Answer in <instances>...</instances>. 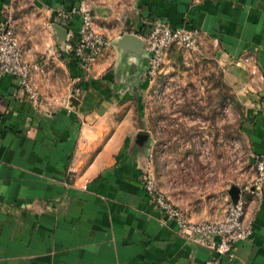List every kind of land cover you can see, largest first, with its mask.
I'll list each match as a JSON object with an SVG mask.
<instances>
[{
	"label": "crops",
	"instance_id": "1",
	"mask_svg": "<svg viewBox=\"0 0 264 264\" xmlns=\"http://www.w3.org/2000/svg\"><path fill=\"white\" fill-rule=\"evenodd\" d=\"M17 1L0 0V24H12L24 60L37 65L32 83L41 100L31 101L12 76L0 79V264L214 260L173 220L157 219L140 175L149 169L193 221L222 217L245 184L236 185L228 168L187 173L172 144L158 148L154 124L145 127L138 106L150 82L144 53L117 42L124 33L144 35L153 18L199 31L200 53L215 60L243 106L249 182L250 154L264 158V0H29L28 15L18 13ZM81 1L112 41L89 68L65 50L62 32L79 27L70 9ZM243 200L251 232L219 264H264V192Z\"/></svg>",
	"mask_w": 264,
	"mask_h": 264
},
{
	"label": "rangeland",
	"instance_id": "2",
	"mask_svg": "<svg viewBox=\"0 0 264 264\" xmlns=\"http://www.w3.org/2000/svg\"><path fill=\"white\" fill-rule=\"evenodd\" d=\"M17 3L18 13H32L29 0ZM200 52L170 49L161 72L147 78L149 88L140 94L142 122L145 127L154 124L159 149L163 143L173 145L170 154L184 159L187 173L211 175L228 168L236 185L247 184L253 170L241 129L243 106L222 80L215 60Z\"/></svg>",
	"mask_w": 264,
	"mask_h": 264
},
{
	"label": "built area",
	"instance_id": "3",
	"mask_svg": "<svg viewBox=\"0 0 264 264\" xmlns=\"http://www.w3.org/2000/svg\"><path fill=\"white\" fill-rule=\"evenodd\" d=\"M71 15H79L80 25L66 33L65 50L83 67L93 65L102 52L111 46L112 41L99 31L87 2L81 1L70 9ZM144 46L146 67L145 76L153 79L162 69L164 59L172 47L187 51L197 50L200 43L199 31L185 25L173 26L164 18H153L148 31L141 36ZM36 64H28L10 22L0 24V79L12 76L19 88L34 103L40 102V94L32 83V73ZM250 156L254 159L255 175L250 182L242 186L238 198L232 201L225 214L220 218L193 221L179 206L173 203L157 186L152 173L147 169L140 175L147 204L154 211L157 219L165 223L173 220L177 232L186 240L210 249L215 257L207 264H219L222 256L232 257L235 247L248 239L251 224L245 221L243 195L253 194L259 198L264 192V158L260 155Z\"/></svg>",
	"mask_w": 264,
	"mask_h": 264
},
{
	"label": "water",
	"instance_id": "4",
	"mask_svg": "<svg viewBox=\"0 0 264 264\" xmlns=\"http://www.w3.org/2000/svg\"><path fill=\"white\" fill-rule=\"evenodd\" d=\"M57 29L62 31V28L57 26ZM63 32V37L66 36L65 30ZM143 46L144 42L141 37L133 34V33H124L121 35L117 42V47L121 50H125L128 52H132L135 55H141L143 54ZM75 98L71 97L69 101L73 104ZM252 163L254 162V159L251 157Z\"/></svg>",
	"mask_w": 264,
	"mask_h": 264
}]
</instances>
